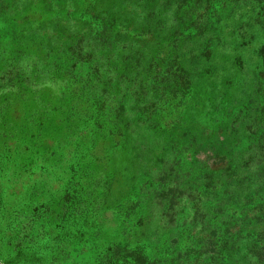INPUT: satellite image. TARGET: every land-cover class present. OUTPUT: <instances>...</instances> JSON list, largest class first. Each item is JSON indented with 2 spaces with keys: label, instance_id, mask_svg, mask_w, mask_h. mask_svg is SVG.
<instances>
[{
  "label": "rangeland",
  "instance_id": "1",
  "mask_svg": "<svg viewBox=\"0 0 264 264\" xmlns=\"http://www.w3.org/2000/svg\"><path fill=\"white\" fill-rule=\"evenodd\" d=\"M263 72L264 0H0V264H264Z\"/></svg>",
  "mask_w": 264,
  "mask_h": 264
},
{
  "label": "trees",
  "instance_id": "2",
  "mask_svg": "<svg viewBox=\"0 0 264 264\" xmlns=\"http://www.w3.org/2000/svg\"><path fill=\"white\" fill-rule=\"evenodd\" d=\"M262 74H264V72H263ZM218 255L220 256L221 254H220V253H218Z\"/></svg>",
  "mask_w": 264,
  "mask_h": 264
}]
</instances>
